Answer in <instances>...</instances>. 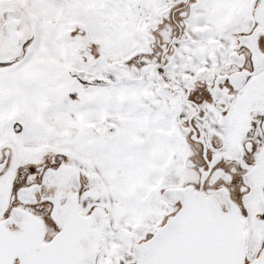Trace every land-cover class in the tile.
<instances>
[{
  "label": "snow or ice",
  "instance_id": "snow-or-ice-1",
  "mask_svg": "<svg viewBox=\"0 0 264 264\" xmlns=\"http://www.w3.org/2000/svg\"><path fill=\"white\" fill-rule=\"evenodd\" d=\"M0 264H264V0H0Z\"/></svg>",
  "mask_w": 264,
  "mask_h": 264
}]
</instances>
